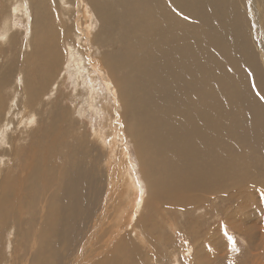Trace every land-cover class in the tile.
<instances>
[{"label":"bare ground","instance_id":"bare-ground-1","mask_svg":"<svg viewBox=\"0 0 264 264\" xmlns=\"http://www.w3.org/2000/svg\"><path fill=\"white\" fill-rule=\"evenodd\" d=\"M8 1L0 0V46H18L25 52L18 67L16 59L9 63L0 59L4 63L0 65V92L10 90L14 98L9 103L8 93L0 100V244L4 240L12 246L8 256L4 252L6 263L144 264L145 255L121 226L105 227L104 217L111 212L113 196L124 190L117 186L118 177L106 186L100 174H95L93 165L98 169V163L93 157H89L93 165L88 160L90 153L83 138L63 136L62 130L75 129V122L69 120L71 106L64 102L69 95L63 92L64 81L57 76L64 59H72V51L64 43L70 35L60 26L55 33H61L43 44L48 39L46 26L52 22L48 16L53 15L54 5H45L44 0H17V4L12 0L7 13ZM85 1L101 23V29L89 39L100 51L99 72L112 85L110 95L119 94L114 99L127 106L132 117L127 132L136 140L140 154H145L146 173L162 169L159 179L166 182L163 190L158 184H149L155 198L147 201L145 208L162 218L166 213L194 215L192 210L201 206L209 221L215 211L209 206L217 200L226 205L242 202L245 188L251 193L256 179L247 178L240 152L264 165V61L256 50L264 58V0ZM20 12H31V16H23L28 26L24 32H12ZM56 24H61L60 19ZM73 34V40L80 36L77 31ZM35 42L42 55L48 54L44 67L49 71L43 77L52 81L50 86L56 81L50 91L45 80L32 85L39 63ZM84 43L86 52L87 40ZM94 58H89L88 52L78 60L73 58L69 63L72 75H83L87 71L84 64L92 71L97 69L90 67ZM55 92L57 95L48 101ZM96 92L89 94L95 96ZM86 97L92 107L93 98ZM15 106L23 111L12 115L22 117L24 128L12 129L9 135ZM118 115L123 117V112ZM150 216L140 217L139 228H133L146 247L144 237L154 244L160 240L152 234L154 229L148 228L153 221ZM227 219L235 220L230 215ZM22 228L23 246L16 241ZM219 228L211 230L217 233ZM108 248L112 249L110 254ZM218 249L212 255H218ZM152 255L158 257L156 252ZM197 256L194 264L201 260L202 255Z\"/></svg>","mask_w":264,"mask_h":264},{"label":"rangeland","instance_id":"rangeland-1","mask_svg":"<svg viewBox=\"0 0 264 264\" xmlns=\"http://www.w3.org/2000/svg\"><path fill=\"white\" fill-rule=\"evenodd\" d=\"M16 1L17 0H14V2ZM18 1L27 2L28 0ZM44 1L45 5H54V13L50 10L53 15L48 16V18L50 19V21L52 20V22H50L46 26L47 30H49L47 33L48 39L45 40L43 44L48 42V40L52 41L53 39H55L53 36L59 35V33H61L60 30L56 33L55 31L61 26L63 27L64 32L70 35L67 36L66 41H63L65 43V48L70 52L72 51V59L77 58L76 60H78L87 52L89 58L95 57L90 64V67H97V69H94V71L86 68V65L84 64L83 67H85L87 71L83 72V75H81V73H78V75L74 77L72 75L73 69L69 65L72 59H64V64L60 67V72L57 76L61 77L62 81H64V87H62L63 92H66L65 94L69 95L68 102L64 101L65 103H69V105L71 106V113L73 115H71L72 119L69 116V120H73L72 123L75 122V129L72 128L68 130H62L63 133H66H64L63 136L69 138V140L73 139L74 136L77 137V139L83 138L82 142L85 144L86 152L90 153H86L88 154V160L90 159L89 162L91 163L92 159L89 157H93L92 160L98 163L97 168L99 170L95 168V166L93 165V161V164H91L94 167L95 174H100V181L102 182V180L104 179L107 186V183H109L112 178L117 176L119 184L117 186L124 189L122 190V192L116 193L115 197L113 196V202L109 205L111 212L110 214L106 215V217H104V221L106 223L105 227L112 226L115 229L117 225L121 226L124 232L129 236V238H131V240L134 241L136 245H138L137 247L141 255H145V257L143 256V258L146 260L144 264H194V262L198 259V254L202 255L199 264H207L206 262H208L209 264H218L219 261V264H228L229 262H232L230 264H264V165L258 164L257 160L253 156L247 158L240 152L242 157V159L240 160V165L244 168V171L246 169L245 173L247 174V178L256 179V181L254 182V190L252 189L250 193L247 192L250 188H245L246 192L241 195L242 202L234 201L232 205H226L225 202L218 203L217 200V204H211L209 208H214L215 211L210 213L211 216L209 215L208 217L210 219L209 221L208 219H206L207 210L203 209L201 206L200 208L192 210L194 215L188 214L189 212H177L176 216L169 213L167 215L166 213V215H164L162 218L156 217V215L151 212L150 208H145L146 202L155 198L152 194V192H154L153 188L152 186L150 187L149 184H158V189L163 190L162 187L166 185V182L159 179V175L162 169L160 171L148 170V173H146L147 169L143 167V156H145V154H140L137 149L138 145L136 143V140L127 132V129L129 127V125H127V122L130 120V118H132L125 109L127 108V106L125 107L119 100H115L116 98H118L119 94L117 95L116 93L115 95H110L109 91L111 92L110 89H112V85H110L109 82H106L105 80L107 79L105 78L103 73L101 71L99 72L100 66L98 64L100 51H98L95 44L94 46L90 45L89 39L91 37L92 40V37L95 35L94 33H97V31L101 29V23L99 22L98 24L94 10L90 11L89 4L86 3L85 0ZM7 5L8 13L10 12V8L12 6V0H9ZM44 8L45 7H42V9ZM25 14L27 16H31V12H20L16 15V18L19 19V23L12 27V32L25 31L26 27L28 26L23 17L25 16ZM57 19H60L61 24H56ZM2 21L0 20V22ZM1 25L2 23H0V26ZM76 31L80 33V36L79 34L75 35V40H73L71 34ZM81 34L85 37H82ZM85 40H87L86 52L82 47V45L85 46ZM253 44H256L255 40L253 41ZM7 45L8 44H2L0 46V59L2 58L4 62L7 63H9L13 59H16L15 63L16 67H18L19 59L24 55L25 48H21L18 46L6 47ZM38 45L39 44L35 42V51L37 53L36 60L39 63L36 66L37 78L33 77L32 85H35L36 83L39 84L40 81L45 80L44 83L48 91H50L52 89V86L56 84V81H54L52 86H50L52 81L43 77V75L46 76L48 74L47 72L49 71L47 67H44V63L47 62L48 54L42 55L36 48L38 47ZM256 50L260 61H264V58L260 57L258 48H256ZM3 64V62L0 63V65ZM79 68L80 67H77V71L75 72V74L79 71ZM25 69L27 70V72H30V65H27ZM16 71L18 72L19 70L16 69ZM48 76L49 78L52 77L51 75ZM19 79L20 78H18L17 83H19ZM10 84H13V82H11ZM94 90L97 91L98 94L96 92L95 96L90 95L89 92ZM11 92L12 91L10 90L7 92H5V90H2L0 92V96H2L0 100L2 101L5 95H8L9 93V95L11 96L9 103H13L14 98L12 99ZM63 92L60 93V96L62 97H64ZM57 93H59V91ZM57 93L55 92L53 95H50L48 101L52 100V98H54ZM86 96H90L89 100L93 98L92 107L88 105ZM18 99H20V96L17 97L14 103H17ZM44 99H42L40 102H42ZM128 109L130 110V107ZM22 111V109L20 110L15 106L11 110L10 115H12L13 112L20 113ZM9 112L10 111H7L6 116ZM118 112H123V117H119ZM21 118L22 117L20 116L12 115L10 120L11 123L8 127L9 135H11L12 129L20 130L24 128V125L20 121ZM36 126L34 127V129L37 128ZM79 127L80 130L78 133L76 129ZM83 134H85L86 136L84 135L83 137ZM40 135H42L41 132ZM102 137L103 140L101 139ZM2 148L5 149V145H3ZM237 173L238 171L235 173V175H237ZM43 175L46 174L43 173ZM140 186H143V188L141 189ZM128 187L130 188L131 193L126 192V188L127 191H129ZM106 188H104V191L106 190ZM100 205L103 204L100 203ZM243 206L245 209H242ZM102 209L103 212H105L103 206ZM232 213L233 215H235L233 216ZM143 215H152L149 217V219L153 221L150 223L148 228L152 227L155 231L153 232L151 230L152 234H155L154 236L157 237V239L160 238L158 243L154 244L149 239L144 237L146 244L150 248L143 246V244L141 243V239L138 238L139 234L134 233L135 231L133 229H137V227L139 228V219ZM188 215H190V219L188 218ZM227 215H230L231 218H234L237 221L232 220L231 222L227 219L226 222L225 217H227ZM186 216L188 219L186 218ZM239 217L248 219L247 221H240ZM240 222L243 223L241 224ZM125 225L126 228H124ZM171 225H173L174 227H171ZM218 225L220 228L217 233L211 230V228ZM234 226H236L237 228L239 227L241 230H239L238 232V230H236ZM22 231L23 228L18 232V236L16 238L17 243L21 246H23L25 242L24 238L21 235ZM210 239H212V241H210ZM214 241L218 242V244H216L215 246H211L210 243ZM217 245L219 247H216ZM11 247V244L6 243V241L4 240L0 244V264H8L5 261V257L10 254L12 249ZM217 249L219 251V254L212 255L216 254L215 252L217 251ZM106 252L110 254L112 252V249L108 248L106 249ZM153 252H156V254L158 255L157 258H154V255H152ZM147 253H151V257H149ZM203 255L205 257H203ZM208 256L211 258V260ZM217 256L218 258H220V260H218ZM225 259L226 261L228 259L230 260H228L227 263ZM233 260L235 263H233ZM27 264H30V262H27Z\"/></svg>","mask_w":264,"mask_h":264}]
</instances>
